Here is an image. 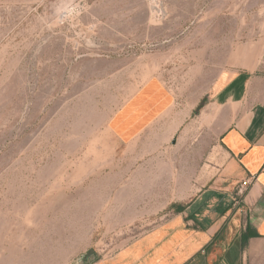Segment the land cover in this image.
Here are the masks:
<instances>
[{"label":"rangeland","instance_id":"374dc122","mask_svg":"<svg viewBox=\"0 0 264 264\" xmlns=\"http://www.w3.org/2000/svg\"><path fill=\"white\" fill-rule=\"evenodd\" d=\"M163 2L0 0V264H95L190 201L219 141L199 96L264 66V0ZM150 77L174 110L119 144L110 120Z\"/></svg>","mask_w":264,"mask_h":264},{"label":"crops","instance_id":"0c3cea01","mask_svg":"<svg viewBox=\"0 0 264 264\" xmlns=\"http://www.w3.org/2000/svg\"><path fill=\"white\" fill-rule=\"evenodd\" d=\"M199 97L219 141L208 162H195L183 179L188 186L181 197L190 201L95 264H264V66L223 68ZM174 107L173 91L150 77L113 115L110 133L119 144H137ZM182 124L172 127L170 139ZM250 177L236 202L237 186Z\"/></svg>","mask_w":264,"mask_h":264},{"label":"built area","instance_id":"2783aa9c","mask_svg":"<svg viewBox=\"0 0 264 264\" xmlns=\"http://www.w3.org/2000/svg\"><path fill=\"white\" fill-rule=\"evenodd\" d=\"M147 1L151 6L153 17L156 19H162L166 14V9L163 0H147ZM252 178L251 177L246 178L239 183L235 191V195L237 197L236 202H239L243 198L246 190L248 189L251 183Z\"/></svg>","mask_w":264,"mask_h":264},{"label":"trees","instance_id":"16d2710c","mask_svg":"<svg viewBox=\"0 0 264 264\" xmlns=\"http://www.w3.org/2000/svg\"><path fill=\"white\" fill-rule=\"evenodd\" d=\"M205 103H206V99L204 98V99L198 104L196 112H199V111L203 108V106L205 105ZM183 208H184V206H183V207H182V206H176V210H177V211L183 210Z\"/></svg>","mask_w":264,"mask_h":264}]
</instances>
